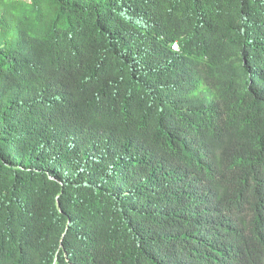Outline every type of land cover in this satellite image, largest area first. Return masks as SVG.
Segmentation results:
<instances>
[{"label": "trees", "instance_id": "1", "mask_svg": "<svg viewBox=\"0 0 264 264\" xmlns=\"http://www.w3.org/2000/svg\"><path fill=\"white\" fill-rule=\"evenodd\" d=\"M0 264H264V0H0Z\"/></svg>", "mask_w": 264, "mask_h": 264}]
</instances>
